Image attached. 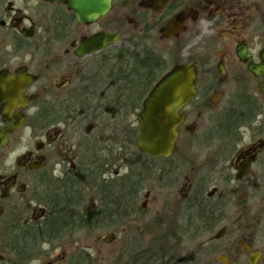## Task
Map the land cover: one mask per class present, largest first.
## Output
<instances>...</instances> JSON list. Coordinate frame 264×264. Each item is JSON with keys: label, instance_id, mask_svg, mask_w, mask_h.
Segmentation results:
<instances>
[{"label": "flooded vegetation", "instance_id": "flooded-vegetation-1", "mask_svg": "<svg viewBox=\"0 0 264 264\" xmlns=\"http://www.w3.org/2000/svg\"><path fill=\"white\" fill-rule=\"evenodd\" d=\"M103 34L117 39L93 51ZM153 40L165 42L170 68H195V93L171 155L145 163L146 181L161 189L144 195L153 207L139 204V191L137 208L125 210L116 181L146 156L136 117L166 73ZM120 47L149 90L119 96L116 128ZM153 53L164 65L155 80ZM261 55L264 0H110L90 23L64 0H0V264H103L70 233L95 230L112 237L100 243L116 241L113 264H264V75L248 68L263 66ZM195 148L218 149L217 162L198 160ZM220 164L218 191L211 169ZM105 188L115 196L106 211Z\"/></svg>", "mask_w": 264, "mask_h": 264}, {"label": "water", "instance_id": "water-1", "mask_svg": "<svg viewBox=\"0 0 264 264\" xmlns=\"http://www.w3.org/2000/svg\"><path fill=\"white\" fill-rule=\"evenodd\" d=\"M64 3L74 13L76 20L83 23L93 22L97 17L105 15L110 8V0H64ZM99 39L102 40H94L97 47L93 51L113 43L117 35L103 34ZM104 39H108L106 43ZM261 59L264 61V55H261ZM248 68L254 75H264V65H250ZM195 83V68L191 64L183 63L170 68L153 85L136 117V147L140 153L151 159L167 158L171 155L178 138V127L183 122L179 112L194 95ZM110 238L111 235H107L101 241L108 243Z\"/></svg>", "mask_w": 264, "mask_h": 264}, {"label": "trees", "instance_id": "trees-1", "mask_svg": "<svg viewBox=\"0 0 264 264\" xmlns=\"http://www.w3.org/2000/svg\"><path fill=\"white\" fill-rule=\"evenodd\" d=\"M133 56L128 51V49H124L122 47L116 49V116L118 112H123L124 105L119 101V96H132L134 91H137L138 89L146 90L147 88H140L137 86V81H140L138 79V75H136L131 70V65H134ZM151 63H152V75L153 80H155L156 76L161 74L162 71H164V65L161 62V59L156 55H151ZM141 72H145V70H141ZM134 73V74H133ZM138 74V73H137ZM137 86V87H136ZM138 106H133V108H137ZM120 117H116V128L123 120H120ZM131 131V130H130ZM137 130H132L130 133L131 136H135ZM162 158L158 159H149L148 157L144 156L142 159L140 158V155L137 154L136 157L131 158L129 161V167L131 170H134L133 173L130 176L123 177L119 181H116V206L119 204L122 209L129 210V209H135L137 208V193L142 190L143 184L145 183L146 178L148 177L145 172L147 170V165L145 163L147 162H157L161 161ZM113 189L112 188H105L103 191H101L102 196L100 197L102 204L100 205V208L104 211L106 209H112L114 207V198L115 196H112ZM109 200V201H108ZM49 207H48V214H49ZM50 218V217H49ZM112 218V217H107ZM46 227L42 231L43 235H50L51 228L49 225V222H47ZM49 226V227H48ZM89 230V229H88ZM72 236H75L76 232H70ZM53 234H62V232H52Z\"/></svg>", "mask_w": 264, "mask_h": 264}, {"label": "rangeland", "instance_id": "rangeland-1", "mask_svg": "<svg viewBox=\"0 0 264 264\" xmlns=\"http://www.w3.org/2000/svg\"><path fill=\"white\" fill-rule=\"evenodd\" d=\"M165 42H162L160 40H153V48L156 49L157 51H159V53H161L164 56L165 59V64L167 63L166 66V71L172 66L173 64V57H170V54H166L167 52L165 51L164 45ZM129 120H135V116H131L129 118ZM204 122V121H203ZM205 123V122H204ZM204 123L200 124V122L197 123V127H196V134L198 132H200L201 130H203L205 128ZM133 125H136V122L134 121L132 123ZM181 145L187 144L183 139H180V141L178 142ZM216 149L214 150H209L207 148H201V149H194L193 153L195 155L198 156V160L200 161H204V158L206 159L207 163L210 161L211 163H216L217 159L219 158V153H217ZM120 152V150L118 149V146L116 145V162H120L119 161V155L118 153ZM123 161V160H122ZM121 163V162H120ZM122 164V163H121ZM223 164H220L219 166H215L213 169H211L212 173V177L214 178L212 180V185L215 186L216 188H218V191L223 189V184L219 181V172L222 171L224 172L223 169ZM111 171V175H113L112 170ZM116 171L120 172V173H125V169L120 168L118 166H116ZM211 189V186L208 188V190ZM151 192V193H160L161 189L157 187V184L154 181H150V180H145V183L143 184L142 190H141V194L140 197L138 199L139 204L141 205H147L146 208H152L153 206V201L151 200V198L149 197L148 202L146 201V198L144 197V195L147 192ZM159 203V202H158ZM107 234V230H95V231H90V232H86V233H79L77 235L74 236L73 240H77L80 241L82 244H84V246L88 247V252L91 255L92 258H102L103 260V264H113L114 259L116 258V241L106 245V244H102L99 242V238L106 235ZM208 236L203 237L200 239V243H203L207 240ZM97 260V259H96Z\"/></svg>", "mask_w": 264, "mask_h": 264}]
</instances>
